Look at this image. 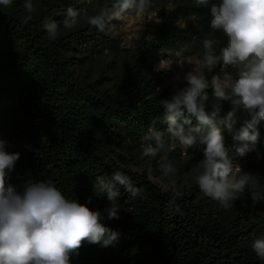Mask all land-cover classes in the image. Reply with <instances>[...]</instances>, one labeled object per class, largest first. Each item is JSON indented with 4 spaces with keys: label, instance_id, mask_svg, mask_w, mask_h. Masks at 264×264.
<instances>
[{
    "label": "trees",
    "instance_id": "trees-1",
    "mask_svg": "<svg viewBox=\"0 0 264 264\" xmlns=\"http://www.w3.org/2000/svg\"><path fill=\"white\" fill-rule=\"evenodd\" d=\"M32 2L37 12L27 23L25 0L0 5V139L7 142L6 151L20 154L10 182L22 190L35 181H51L69 199L84 204L91 197L88 207L101 211L110 202L95 194L97 176L110 179L122 171L142 189L133 198L118 185L120 218L108 220L105 213L102 221L119 233L118 239L107 247L84 242L70 264H264L251 247L264 234V187L255 199L246 192L224 208L193 179L203 147L199 153L201 146L186 152L188 181L179 193L163 191L147 175L168 149V140L154 158L142 157L149 127H166L167 112L159 101L170 99L174 87L185 86L168 72L155 71V62L167 51L202 56L206 39L223 40L221 30L210 26L211 5L220 0L199 7L192 0H152L160 23L152 33L140 30L131 48L121 46L111 26L106 33L85 19L74 29L63 26L68 7L92 16L112 9L115 0ZM187 15L195 16L194 26L179 24ZM44 20L57 23L55 40L49 39ZM222 67L205 73L209 85ZM205 91L210 113L221 102L211 87ZM232 110L230 102H222L213 118L229 148L234 133L252 118L236 110L229 119ZM185 118L198 123L186 111L179 119ZM257 128L258 142L244 156L242 169L264 186V120ZM182 155L180 146L169 152L170 157Z\"/></svg>",
    "mask_w": 264,
    "mask_h": 264
},
{
    "label": "clouds",
    "instance_id": "clouds-1",
    "mask_svg": "<svg viewBox=\"0 0 264 264\" xmlns=\"http://www.w3.org/2000/svg\"><path fill=\"white\" fill-rule=\"evenodd\" d=\"M195 6H207L210 0H192ZM13 0H0V5L10 7ZM27 15L24 22L33 20L37 12L32 0L23 5ZM152 0H115L112 9L100 10L88 16L83 9L68 7L63 20L66 29H74L81 19L100 32H107L113 21L148 14ZM210 26L221 30L223 40L206 39L202 56H185L176 52V61L161 59L155 71L171 70L175 62L183 67L193 65L191 70L177 81L184 87H174L170 99H161L159 104L167 112L164 129L149 127L143 137L146 142L142 157L154 158L165 147V135L179 141L182 151L203 146V159L193 175L202 192L219 201L224 208L251 192L253 199L264 187L260 178L244 171L234 157H244L253 151L258 142L257 125L264 120V0H220L210 8ZM194 20L195 16L190 17ZM43 27L50 40L58 36V25L53 20H44ZM218 65L231 66L233 71L212 77L209 85L205 73L212 72ZM211 95L218 101L230 102L233 110L249 112L251 120L233 135L231 148L225 145L222 130L213 123L220 106L212 107L209 113L207 102ZM159 91V90H158ZM184 111L195 116L198 123L183 119ZM205 126H208L205 131ZM231 130V123L227 124ZM6 141L0 139V264H70L73 255H79L84 242L109 246L119 233L106 227L102 221L119 217L120 187L136 197L142 191L134 186L131 178L122 171H115L111 178L97 176L93 183L97 196L106 195L110 207L101 211L67 198L51 181H35L21 190L10 182V173L19 160V153L6 151ZM163 174L171 178L176 169L171 163L162 165ZM175 187V182L171 181ZM250 189V190H249ZM170 203H174V198ZM252 250L264 260V234L252 241Z\"/></svg>",
    "mask_w": 264,
    "mask_h": 264
},
{
    "label": "rangeland",
    "instance_id": "rangeland-1",
    "mask_svg": "<svg viewBox=\"0 0 264 264\" xmlns=\"http://www.w3.org/2000/svg\"><path fill=\"white\" fill-rule=\"evenodd\" d=\"M111 9H109L110 11ZM192 17L191 15L185 16L182 20H180L179 24L181 26H194L195 21L190 19ZM160 23V17L157 10L149 9L148 14L146 15H140V16H133L130 18H125L124 21H113L111 25V31L117 35L121 40V46L125 48H131L133 47L134 40L139 36V32L142 29H145L149 32H153L156 26ZM186 56H193L195 57V54L189 53ZM161 59H172L173 61H176L178 57H176L175 52H164L161 54L159 60L155 62L154 68L158 65L159 61ZM193 65L185 63L183 67L179 66L175 62L171 65V70H164L165 72H168L171 74L172 78L177 81L176 77L179 74L182 76L185 72L191 70ZM224 71H233L231 66L222 67L219 69L218 72L214 74L216 75H223ZM165 141H169L168 149L163 153L162 157L159 160V163L156 165L154 170L151 172H148V178L155 183L158 187H160L163 191H174L175 193H179L183 187L187 184L188 181V174L187 171L184 170L183 162H184V156L186 155V152L183 151V155L180 157L176 156H169V152L171 150H177L179 147V141L170 139L167 134L164 137ZM203 146L198 147L196 150L199 153ZM195 154H192L191 156H194ZM259 157L252 158V160L257 161ZM247 159L245 157H234V163L239 164L240 166L245 165ZM171 163L174 168L176 169L175 175H173L171 178L166 177L163 174L162 165ZM133 169L142 171V168H139L138 166H132ZM171 181L175 182V187L173 188L171 186ZM262 214L264 215V209H262Z\"/></svg>",
    "mask_w": 264,
    "mask_h": 264
},
{
    "label": "built area",
    "instance_id": "built-area-1",
    "mask_svg": "<svg viewBox=\"0 0 264 264\" xmlns=\"http://www.w3.org/2000/svg\"><path fill=\"white\" fill-rule=\"evenodd\" d=\"M239 165V164H238ZM240 166V165H239ZM241 168H243L244 167V165L243 166H240Z\"/></svg>",
    "mask_w": 264,
    "mask_h": 264
}]
</instances>
